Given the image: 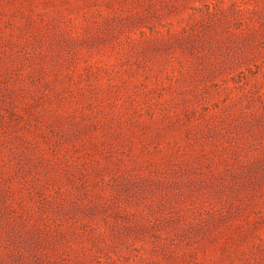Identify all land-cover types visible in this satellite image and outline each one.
Here are the masks:
<instances>
[{
  "label": "rangeland",
  "instance_id": "1",
  "mask_svg": "<svg viewBox=\"0 0 264 264\" xmlns=\"http://www.w3.org/2000/svg\"><path fill=\"white\" fill-rule=\"evenodd\" d=\"M0 264H264V0H0Z\"/></svg>",
  "mask_w": 264,
  "mask_h": 264
}]
</instances>
